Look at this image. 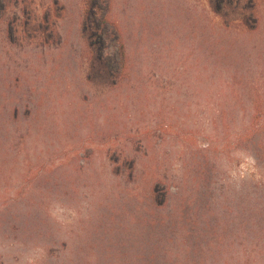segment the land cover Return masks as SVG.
<instances>
[{"label":"rangeland","instance_id":"obj_1","mask_svg":"<svg viewBox=\"0 0 264 264\" xmlns=\"http://www.w3.org/2000/svg\"><path fill=\"white\" fill-rule=\"evenodd\" d=\"M253 5L258 20L248 14L245 26L236 5L222 20L210 0H108L102 12L125 28L132 70L113 88L88 72L84 27L97 10L91 0H9L0 13L4 89L13 83L19 104L32 106L20 119L34 130L30 154L6 156L0 149V208L20 196L31 198L34 208L43 203L58 234L73 240L95 231L103 209L145 198L156 175L184 174L197 148L213 155L219 183H239L253 161L227 151L229 126L264 121V0ZM24 10L36 20L29 31ZM109 28H102L101 39L113 59ZM252 110L259 114L251 116ZM126 156L133 160L127 167L141 178L115 172H125ZM7 160L17 165H5ZM49 171L63 179L62 202L43 191ZM178 188L172 183L171 192ZM10 245L0 231V264ZM33 256L10 260L32 264Z\"/></svg>","mask_w":264,"mask_h":264},{"label":"trees","instance_id":"obj_2","mask_svg":"<svg viewBox=\"0 0 264 264\" xmlns=\"http://www.w3.org/2000/svg\"><path fill=\"white\" fill-rule=\"evenodd\" d=\"M97 1L91 0L97 9L92 13L95 19L84 27L90 38L88 72L110 87H121L131 75L128 38L125 28L111 20L110 12L103 14L101 6L108 0H101V6ZM8 2L0 0V13L7 9ZM254 2L210 0L214 13L222 20L236 5L234 11H239L235 13H240L245 26L249 25L248 14L258 20ZM244 3L247 7H239ZM22 13L26 17L23 27L29 31L30 21L36 20L26 10ZM42 21H48L46 15ZM14 22L13 18L8 19L9 26ZM99 24L110 27V38L117 50L113 59L104 54L103 27ZM8 37L11 41L10 28ZM5 76L0 64V149L6 156L24 150L30 154L29 137L34 124H24L20 118L29 114L32 106L19 104L18 94L12 91L13 83H8L10 90L4 89ZM226 147L227 151L238 150L252 158V170L239 183H219L213 155L197 148L189 156L190 164L184 174L156 175L145 198L137 196L120 201L111 210L103 209L105 218L96 221L95 231L77 235L73 240L58 234L45 215L43 203L34 208L31 198L27 201L20 196V200L0 208V231L11 244L3 264H14L12 256L22 263L29 255H34L32 264H264V121L256 118L239 126L230 124ZM124 160L125 172H115L130 180L141 178L133 166L127 167L133 160L129 156ZM9 164L14 168L17 162L5 161V165ZM48 173V189L43 187V191L62 202L63 179ZM172 183L179 185L175 193L171 192Z\"/></svg>","mask_w":264,"mask_h":264}]
</instances>
